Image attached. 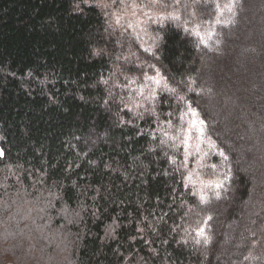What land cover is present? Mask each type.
Listing matches in <instances>:
<instances>
[{
  "label": "trees",
  "instance_id": "obj_1",
  "mask_svg": "<svg viewBox=\"0 0 264 264\" xmlns=\"http://www.w3.org/2000/svg\"><path fill=\"white\" fill-rule=\"evenodd\" d=\"M76 3L0 0V264H264L250 0H160L138 29Z\"/></svg>",
  "mask_w": 264,
  "mask_h": 264
},
{
  "label": "rangeland",
  "instance_id": "obj_2",
  "mask_svg": "<svg viewBox=\"0 0 264 264\" xmlns=\"http://www.w3.org/2000/svg\"><path fill=\"white\" fill-rule=\"evenodd\" d=\"M159 1L160 0H158V2ZM101 2L108 5L107 7H101L103 12L108 17L114 18L115 21L119 20V23L126 24L127 26L131 24V27L135 29L140 28L147 20L157 21L161 18V14L157 13V9L155 8L158 2L154 3V7L146 5L143 0H123L122 3L120 2V0H117V3L115 4L112 3V0H101ZM248 9L249 12H252V10L254 11L258 23V25L254 27L253 37H262V27L264 28V0H250V7H248ZM249 19V21L251 22V16L249 17ZM242 52L247 51H244L243 49ZM234 67H236V65H231V70H237ZM227 70L230 71L228 66ZM219 74H221V72H219ZM222 74L224 75L225 73ZM224 76L228 78L229 74H225ZM232 79L233 81L231 85H234L237 82L236 77L234 79L232 76ZM256 83L251 86V88H254V90H257ZM243 88L244 85L242 84H240V86H237L235 94L242 91ZM260 104L264 106V101H261ZM254 109H257V106H255ZM231 119H234V117L232 115H228L227 121L229 122ZM202 125L203 124H201V120H199L198 117L193 114L190 124L188 125L189 130L187 154L191 160H198V165L199 162L202 161L206 149L205 142L201 137V133H203ZM98 134L99 133H97L96 131H93L91 133L92 143L95 141V139H99ZM251 172L252 171H250L249 173ZM198 174L199 166L193 167L188 174V184L191 187L193 186L194 188L201 190V187H203L206 182L205 180L201 179Z\"/></svg>",
  "mask_w": 264,
  "mask_h": 264
},
{
  "label": "snow or ice",
  "instance_id": "obj_3",
  "mask_svg": "<svg viewBox=\"0 0 264 264\" xmlns=\"http://www.w3.org/2000/svg\"><path fill=\"white\" fill-rule=\"evenodd\" d=\"M120 2L122 3L123 0H120ZM153 3H156L158 2V0H152ZM112 3L115 4L117 3V0H112ZM81 4H85V5H88L90 7H107L108 5L105 4V3H102L101 0H77V3L75 4V8L76 10H82L80 9V5ZM117 23H119V20H117ZM132 25L129 24V27H131ZM145 51H149V49H145ZM204 121H201V124H203ZM3 153L0 152V156H2ZM220 155L221 156H224L225 159H227L228 157L225 155L224 152H220ZM217 187H222V184H218ZM211 217H209L210 219ZM199 242V241H198ZM207 239H205V243H207Z\"/></svg>",
  "mask_w": 264,
  "mask_h": 264
}]
</instances>
